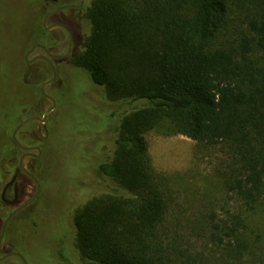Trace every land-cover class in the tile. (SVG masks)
<instances>
[{
    "label": "trees",
    "instance_id": "trees-1",
    "mask_svg": "<svg viewBox=\"0 0 264 264\" xmlns=\"http://www.w3.org/2000/svg\"><path fill=\"white\" fill-rule=\"evenodd\" d=\"M43 1L25 0L26 30L19 26L17 36L0 37V195L22 153L15 130L43 113L40 85L28 76L33 65L25 60L32 39L44 35L43 29H28L30 21L38 27ZM85 17V40L74 63L102 89L103 101L118 105L106 114L107 123L91 108L101 115L99 135L90 133L98 139L84 148L93 155L97 142L112 141L115 151L98 164L90 156L83 175L66 174L71 190L64 194L63 222L69 250L60 255L77 264H264V0H91ZM19 41L21 50L12 47ZM104 124L109 135L103 134ZM163 128L220 145L228 155L220 176L232 205L210 208L202 225L186 226L192 243L187 233L167 224L168 183L151 162L146 133ZM63 131L51 128L35 162L45 185L52 174L65 175L62 169L55 172L57 159L49 161L51 142ZM77 145L57 149L68 157ZM91 174L112 178L126 194L86 198L94 186ZM7 208L0 196V232ZM13 221L5 241L15 229ZM201 237L208 241L205 247H219L220 258L197 249L193 242Z\"/></svg>",
    "mask_w": 264,
    "mask_h": 264
},
{
    "label": "rangeland",
    "instance_id": "rangeland-1",
    "mask_svg": "<svg viewBox=\"0 0 264 264\" xmlns=\"http://www.w3.org/2000/svg\"><path fill=\"white\" fill-rule=\"evenodd\" d=\"M9 6H7V5ZM25 0H0V10L8 13V15L0 13V37L4 32L17 36L19 28L26 30L27 22L30 20V16L26 9H24ZM20 26V27H19ZM23 48V42H14L12 47ZM40 53L36 50L34 54ZM20 51L18 52V55ZM28 76L34 80L39 79L38 85L41 84V80L49 76L46 70H38L37 67L31 68ZM95 95L96 109L101 111L104 117L103 123H107L109 115L117 109V103L105 102L102 89L97 88ZM66 100V98L64 97ZM50 104L48 102L41 103L42 112H44ZM125 105L122 109H126ZM61 109L65 110L64 107ZM68 111V110H65ZM56 113H54L55 115ZM66 114V115H64ZM66 127L63 131V135L54 137L50 145L49 161L53 162L57 159V166H54V171L73 175H82L89 169L90 155L84 147L86 144L93 145L95 140L92 128L81 124L79 126L72 125L71 118L73 117V110L69 109L68 113H63ZM67 116V118H66ZM101 119V115H100ZM16 131V130H15ZM39 133L44 135L42 128L39 124H27L19 132L18 138L24 145H32L39 138ZM109 135V134H108ZM113 137V136H112ZM111 137V138H112ZM115 137V134H114ZM98 139V138H97ZM146 139L149 145V152L151 162L154 169L165 177L166 183H168L170 200V214L168 217V225L175 227L183 233H187L191 238L192 243V231L186 229V226L202 225L206 221L207 211L211 208L220 210L222 205H232L233 201L229 200V196L222 191L221 185V171H224L227 166V153L220 145L212 146L204 143H199L181 134L166 133L163 129H152L146 133ZM111 140V139H110ZM71 141V142H69ZM78 141L77 149L75 151L68 150V157L66 153L60 152L57 146H61L65 143H74ZM45 143L39 141L36 145L44 146ZM83 147V148H82ZM96 149L98 152L93 153L91 158L95 164L109 160L115 151V147L112 145V141L106 142L102 146V141L97 142ZM75 159L72 166H69L71 160ZM25 164H30L31 168H34L35 162L26 161ZM53 171V173H54ZM65 176V175H61ZM82 177V176H81ZM50 182L48 184L46 199L43 202L44 206H49L59 209L62 205L67 203L65 192L70 189L69 182L57 175H51ZM18 183L21 188V202L26 201L35 192L36 186L29 179L19 176ZM126 194V191L112 178L108 176H99L94 179V186H90L87 193L84 195L90 198L93 195L100 194ZM12 191L9 195L12 198ZM69 197H71L69 195ZM76 204V200L74 203ZM77 205V204H76ZM221 206V207H220ZM72 207V206H71ZM70 207V208H71ZM76 207V206H75ZM14 207H9L5 210L4 215H8ZM49 208V207H48ZM31 217L26 212L21 214L13 221V227L15 228L9 235L7 242H12L16 246H19L24 239L36 238L42 240V242H49L52 244L51 256L56 261L55 264H77L75 261H71L70 258L61 257V243L58 242V238H55L50 233H46V230L41 225H34L31 219L35 218L37 221L38 215L36 208H31ZM74 210V209H73ZM51 212L54 209L51 208ZM71 214V212H70ZM37 215V216H36ZM41 221V220H40ZM196 237V236H195ZM202 240L193 242L196 244L199 251L205 250L210 257L217 258V252L219 247H215L213 244L209 247H205L206 239L201 237ZM20 242V243H19ZM61 244V245H60ZM49 245V243H48ZM211 248V250L209 249ZM22 254L25 256L28 264H48L52 262V257L40 246L33 245L30 248H21ZM7 253L4 249L1 255ZM220 258V257H218ZM80 260V259H79ZM0 264H22L17 258H9L0 260Z\"/></svg>",
    "mask_w": 264,
    "mask_h": 264
},
{
    "label": "flooded vegetation",
    "instance_id": "flooded-vegetation-1",
    "mask_svg": "<svg viewBox=\"0 0 264 264\" xmlns=\"http://www.w3.org/2000/svg\"><path fill=\"white\" fill-rule=\"evenodd\" d=\"M90 2L91 0H44L41 6V10L39 12L40 20H39L38 27L33 28L32 27L33 21L29 22L28 29H34L33 31H36V33H37V29H43L44 35H42L41 38L34 37L32 39L33 42L30 44L28 50L25 53V60H26L27 53L30 52L34 48L29 58H32L36 55H45L52 61L54 69L51 66V64L44 59L36 60L34 63H31V65H33V67L36 66L38 70H43V71L46 70V72H48L49 74L47 78H44L42 80L39 90H40V94L42 98L44 99L42 103H44V101L48 102L50 106L52 103L43 96L42 91H41V86L44 82L53 78L54 71H55L56 78L52 83H49L46 86L45 91L46 93H48L50 96H52L56 100V107L49 114L45 123H39V122L29 123V124H33V123L39 124V127L42 128L44 135H41L39 133L38 140L32 145H28V146H37L36 143H39V141L46 143L50 139L51 128H57V129L59 128L61 130L65 129L66 124H65L64 115L66 114L64 115L62 114L65 112L68 113L69 109L73 110V114L75 113L77 114L76 116L77 118L74 116L71 118L75 126L84 124L90 127L93 124L92 127H90L93 129V131H96L95 129L99 128L98 127L99 124L96 123V122H99L100 120L99 116H96L92 111H90L91 108L96 109L97 100L95 99L96 98L95 95L98 91L97 86L87 77L83 69L81 67H78L74 63V55L77 49L82 47L84 44L86 29L88 27V20L85 17V14H86L88 4ZM55 24H63L65 27L63 26L53 27V25ZM36 50H39L40 53L34 54ZM64 53L66 54L63 57H52L50 55V54L62 55ZM36 80L39 81V79L37 78ZM64 97L66 98V100L64 99ZM61 106L64 107L65 110H68V111L61 109L62 108ZM88 106H91V107H88ZM75 110L76 112L74 113ZM54 113L56 114L54 115ZM42 115H38V116H42ZM90 120H92L93 122L92 124H88L89 122H91ZM44 126L47 127L48 134H46ZM104 126L105 128L102 129L103 134L108 135L109 127L107 124H104ZM95 133L99 135L97 131ZM93 138H95V140L93 141V145H94L95 141H97V136H94ZM40 147L42 148V153L38 157H28L26 161H29L32 164V162H36L40 160L41 157L43 156L44 146H40ZM23 152L24 150H22L21 155L23 154ZM34 153H37V152L34 151ZM87 154L91 156V153H87ZM91 161H93L92 158H91ZM91 161L90 159L88 160V162H91ZM26 167L36 176V178L38 179L41 185V189L36 199L29 206L25 207L24 209L16 213L14 217L8 222L7 227L10 222L18 218L24 212H26L28 215H30L29 217H31L32 215L31 208L35 207L39 218H37V221H35L36 220L35 218L31 219V221L34 222V225H38V224L40 225V223H42L41 225L46 230V233L52 234V236L55 238L57 237L58 242L62 244V245L60 244L61 245L60 251H63V253H67L69 250V244L67 241L68 239L67 234L69 233V230H67V228L65 227L66 225L65 222H63L66 216L67 206L62 205L59 209L53 208L52 204H50L49 206H44L43 202L46 199V194H47L46 189L48 188L47 186L49 183L45 185V182L42 181L39 173L35 170V168H31L30 164H27ZM92 169L90 170L92 171ZM15 175H16L15 181L7 188L6 193H5V198L7 200L14 199L15 185H17L18 203L15 206H12L6 202L2 194H3V190L6 184L9 183ZM19 176L29 179L36 186V183L32 179H30L26 174L22 173L19 170V164H18V169L16 173L12 176L10 180H8L3 185L2 190H1V195H0L4 204L9 207H14L13 210H15L17 207H19L20 205H22L28 200L27 199L26 201L21 202V199H20L21 198V188L18 183ZM60 177L66 179L67 181H68V178H70L66 174L65 176H60ZM91 177L92 179H94V176L92 174H91ZM79 186L82 187L83 184ZM81 187L75 186L76 189H81ZM10 190L13 193L12 198L9 195ZM51 208L54 209L53 212L50 211ZM1 230H2V227H1ZM5 239L6 238H3L0 254L4 249L7 251V253L12 252V251H17L22 254L20 250L21 248L26 249V248L33 247V245H36V246L41 245L49 255H51L52 253L51 252L52 247L50 246V244H52V241H51L52 238L50 239L49 242L47 241L46 243L42 242V240H37L36 238L35 239L34 238L24 239L23 242L21 243L19 242L20 243L19 246H16L12 242L5 241ZM16 247L17 249H15ZM10 258H17L23 264V261L18 257H10ZM48 264H51V263L48 262ZM53 264H55V262Z\"/></svg>",
    "mask_w": 264,
    "mask_h": 264
},
{
    "label": "water",
    "instance_id": "water-1",
    "mask_svg": "<svg viewBox=\"0 0 264 264\" xmlns=\"http://www.w3.org/2000/svg\"><path fill=\"white\" fill-rule=\"evenodd\" d=\"M54 26H63L65 27L63 24H55L53 25ZM34 50V48L27 53L26 55V61L28 63H34L36 60H39V59H44L46 60L47 62H49L51 64V66L53 67V64H52V61L46 57L45 55H36L32 58H29L31 52ZM49 53V52H48ZM66 53L62 54V55H52L50 54L52 57H63ZM54 69V67H53ZM56 78V73L54 71V76L53 78H51L50 80L44 82L41 86V91H42V94L45 98H47L52 104L50 107H48L45 112L43 113L42 116H38V115H34V116H31V117H28L26 118L24 121H22L20 123V125L17 127L16 131L14 132V135H13V138L15 140V142L17 143V145L22 149L24 150L23 154L21 155L20 157V160H19V170L26 174L30 179H32L35 183H36V191L34 192V194L25 202L23 203L22 205H20L19 207H17L15 210H13L9 215L8 217L4 220L3 222V225H2V230H1V233H0V250H1V247H2V242H3V238L5 236V232H6V228H7V224L8 222L14 217V215L16 213H18L20 210L24 209L25 207L29 206L35 199L36 197L38 196L39 192H40V189H41V185L38 181V179L36 178V176L26 167V160L28 157H38L41 153H42V148L40 146H28V145H24L18 138V132L27 124L31 123V122H39V123H45L47 117L49 116V114L55 109L56 107V100L50 96L48 93H46L45 89H46V86L49 84V83H52ZM44 129H45V132L46 134H48V129L46 126H44ZM34 151H36L37 153H34ZM16 179V175L13 177V179L6 184L4 190H3V198L6 200L7 203H9L10 205L12 206H15L17 203H18V187L17 185H15V197L14 199L12 200H7L5 198V193H6V190L7 188L15 181ZM10 257H18L20 258L22 261H23V264H28L27 263V260L25 259V257L20 253V252H17V251H12V252H8V253H5L3 255L0 254V260H5V259H8Z\"/></svg>",
    "mask_w": 264,
    "mask_h": 264
}]
</instances>
